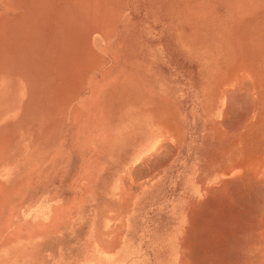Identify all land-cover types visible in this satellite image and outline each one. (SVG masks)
Masks as SVG:
<instances>
[{
  "label": "rangeland",
  "instance_id": "374dc122",
  "mask_svg": "<svg viewBox=\"0 0 264 264\" xmlns=\"http://www.w3.org/2000/svg\"><path fill=\"white\" fill-rule=\"evenodd\" d=\"M240 159L264 0H0V264H226Z\"/></svg>",
  "mask_w": 264,
  "mask_h": 264
},
{
  "label": "bare ground",
  "instance_id": "6f19581e",
  "mask_svg": "<svg viewBox=\"0 0 264 264\" xmlns=\"http://www.w3.org/2000/svg\"><path fill=\"white\" fill-rule=\"evenodd\" d=\"M79 6H80V4H79ZM2 12H3V10H2ZM256 167H253V165L250 163V160L247 162L245 160L240 159V161L232 162V165L230 166L229 171L224 173L223 178L217 182V184L214 188V190H219V189H221V187L223 188V185H226L227 183L230 184L232 182H240V185H238L240 187L237 188V190H238V192H241L240 194L242 196L240 194H238V192H237L238 196L235 193V195L237 196L236 199L239 201V202L238 201L237 202L240 203V205H238V203H236L238 206L236 208L237 209L240 207H242V209H243V207L248 208L247 212H244V213L241 212L248 217L245 218V215H244V219L237 220L234 217L235 215L233 216V214H236L237 211L240 212V209L235 210L236 213H234L235 211L233 208H235V207H234L233 203L230 205V207H227V208L225 207L226 209H228V208L230 209V213H229L230 217L228 218V222H226V223L230 227L229 229L231 230V232L232 233L234 232V234L225 235L222 239L223 241H222L221 247L224 248V250H225L224 253L229 256V260H227L226 264H264V220L258 219V217L262 218V216H264V162H262V164L257 165ZM258 190L262 192V199L259 197L258 198L255 197L256 196L255 193ZM233 191L236 192L235 190L232 189V192ZM222 192H223V190H222ZM251 192H253L255 200H259V202H260V204L258 206L262 210L260 209V212L258 214L253 212L254 210L252 211L250 209L251 208L250 207L251 203L249 204L250 198H253L250 195ZM225 193L227 196V192H225ZM218 195H220V194H218ZM228 198H229V196H228ZM254 198H253V200H254ZM206 200H208V199H206ZM218 200H219V198H218ZM226 200H227V198H226ZM232 200H234V198H232V196H231V198L228 199V201L231 202ZM222 202H225V201H222ZM235 202H234V204H235ZM203 203L204 202L202 199L201 201L199 200L197 203L191 204L189 211H188L189 217H191L193 215V210L198 208V206L200 207ZM252 206H253V204H252ZM231 207H233L232 208L233 212H231V210H232ZM257 209H259V208H257ZM241 213H240V215H241ZM252 214L253 215L257 214L254 219H251V217H250ZM252 217H254V216H252ZM208 228H210V227H208ZM235 229H237L236 233H235ZM206 230H208V229H206ZM181 238H182V245L184 247L186 246V248L184 249V251L182 253V264H187L190 260L194 264H197L195 259L191 258V256H190L191 254L189 255L188 245H187L188 243L185 242V239L187 238L185 236V234ZM219 249H221V248H219ZM222 250L223 249H221V251ZM228 256H226V257H228ZM189 258H190V260H189ZM193 263H191V264H193Z\"/></svg>",
  "mask_w": 264,
  "mask_h": 264
}]
</instances>
